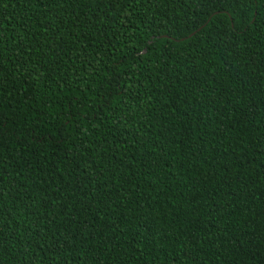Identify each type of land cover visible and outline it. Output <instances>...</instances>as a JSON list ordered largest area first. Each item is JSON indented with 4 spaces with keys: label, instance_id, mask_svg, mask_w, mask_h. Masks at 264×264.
Wrapping results in <instances>:
<instances>
[{
    "label": "trees",
    "instance_id": "obj_1",
    "mask_svg": "<svg viewBox=\"0 0 264 264\" xmlns=\"http://www.w3.org/2000/svg\"><path fill=\"white\" fill-rule=\"evenodd\" d=\"M0 264H264V0H0Z\"/></svg>",
    "mask_w": 264,
    "mask_h": 264
}]
</instances>
